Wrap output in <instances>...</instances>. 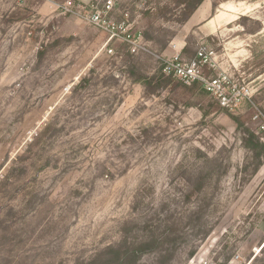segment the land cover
Listing matches in <instances>:
<instances>
[{"label":"rangeland","instance_id":"obj_1","mask_svg":"<svg viewBox=\"0 0 264 264\" xmlns=\"http://www.w3.org/2000/svg\"><path fill=\"white\" fill-rule=\"evenodd\" d=\"M69 1L0 0V264H264V0H126L137 56ZM201 46L250 100L163 72Z\"/></svg>","mask_w":264,"mask_h":264},{"label":"built area","instance_id":"obj_2","mask_svg":"<svg viewBox=\"0 0 264 264\" xmlns=\"http://www.w3.org/2000/svg\"><path fill=\"white\" fill-rule=\"evenodd\" d=\"M125 3L126 0H91L76 5L69 1L64 8L78 13L87 24L106 34L105 47L109 55L116 54L115 45L118 44L124 46L129 55L137 56L147 51V43L143 34L133 29L134 23L129 18ZM212 54L206 46L199 47L194 57L178 52L164 58L162 70L187 85L198 83L221 108L235 110L239 101L250 100L254 93L246 87H230V76L212 63Z\"/></svg>","mask_w":264,"mask_h":264},{"label":"crops","instance_id":"obj_3","mask_svg":"<svg viewBox=\"0 0 264 264\" xmlns=\"http://www.w3.org/2000/svg\"><path fill=\"white\" fill-rule=\"evenodd\" d=\"M220 10V8H217V10L213 13V15L208 18L205 23L203 24V29L209 33H215L217 31H219V29L223 30V34H225V32H230L229 30H232L230 27H225L226 25H230L231 23H233L232 21L230 22H225L228 19V13L226 12V15L222 18L221 21H212V17ZM228 30V31H227ZM239 38H234L232 39V42L237 40ZM238 49V48H235Z\"/></svg>","mask_w":264,"mask_h":264},{"label":"trees","instance_id":"obj_4","mask_svg":"<svg viewBox=\"0 0 264 264\" xmlns=\"http://www.w3.org/2000/svg\"><path fill=\"white\" fill-rule=\"evenodd\" d=\"M217 9L214 10V12L216 11Z\"/></svg>","mask_w":264,"mask_h":264}]
</instances>
